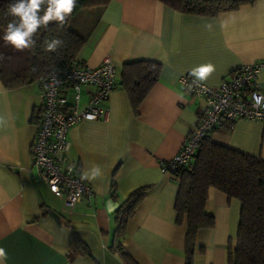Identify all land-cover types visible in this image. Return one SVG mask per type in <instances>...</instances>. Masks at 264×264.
<instances>
[{
    "label": "crops",
    "instance_id": "0c3cea01",
    "mask_svg": "<svg viewBox=\"0 0 264 264\" xmlns=\"http://www.w3.org/2000/svg\"><path fill=\"white\" fill-rule=\"evenodd\" d=\"M211 23L208 31L204 25ZM224 27H221V24ZM68 25L86 37L78 59L90 67L107 56L116 86L105 120L80 121L67 132L66 159L84 179L89 197L73 208L36 178L30 146L37 131L40 87L7 89L0 82V247L5 264H125L118 246L138 264H184L185 224H176L178 179L160 171L190 134L204 103L180 82V75L211 62L215 72L204 82L218 87L242 64L264 62V0H254L214 16L183 13L159 0H110L80 9ZM161 64L157 81L136 107L120 85L125 63ZM264 92V66L257 75ZM87 97L82 92L81 105ZM211 141L264 159V122L226 120L209 132ZM144 189L123 235L116 209ZM205 209L212 228L195 237L194 264H228L226 245L235 237L240 203L210 187ZM72 250H75L73 253Z\"/></svg>",
    "mask_w": 264,
    "mask_h": 264
},
{
    "label": "trees",
    "instance_id": "16d2710c",
    "mask_svg": "<svg viewBox=\"0 0 264 264\" xmlns=\"http://www.w3.org/2000/svg\"><path fill=\"white\" fill-rule=\"evenodd\" d=\"M110 0H76V6L64 26L52 23L41 29L33 49L16 51L6 46L2 37L9 21L7 14L12 0H0V82L12 89L36 83L40 91L45 87L53 69L64 70L78 59L86 37L68 25L69 19L80 9L105 6ZM183 13L214 16L236 9L254 0H159ZM64 41L56 52L44 50L45 39ZM161 64L156 61L136 60L125 63L120 85L136 107L157 81ZM37 118V117H36ZM227 126L232 121H226ZM207 134L199 143L192 160L177 174L178 191L174 201L176 224H185L184 264H194L195 237L200 229L212 228L214 216L205 209L208 189L213 187L240 203L239 224L235 237L226 245L228 264H264V159L213 142ZM144 189L134 191L116 209L118 236L123 235L127 220L132 216ZM118 251L125 264H138L121 246ZM74 253L75 250H72Z\"/></svg>",
    "mask_w": 264,
    "mask_h": 264
},
{
    "label": "built area",
    "instance_id": "2783aa9c",
    "mask_svg": "<svg viewBox=\"0 0 264 264\" xmlns=\"http://www.w3.org/2000/svg\"><path fill=\"white\" fill-rule=\"evenodd\" d=\"M264 62L242 64L218 87L202 83L189 90L193 78L180 75V82L204 103L201 116L172 157L159 162L164 174H177L185 167L202 139L223 120L238 118L264 122V106L254 107L253 95L264 97L257 75ZM116 68L109 57L96 67L80 60L64 70L53 69L40 92L37 131L30 146L31 166L36 178L56 197L62 198L67 208L92 194L91 186L82 179L75 162L67 160L69 150L67 132L76 123L86 120H105L108 101L116 86ZM86 101L81 105L82 92ZM264 104V101H262Z\"/></svg>",
    "mask_w": 264,
    "mask_h": 264
},
{
    "label": "clouds",
    "instance_id": "9594fccd",
    "mask_svg": "<svg viewBox=\"0 0 264 264\" xmlns=\"http://www.w3.org/2000/svg\"><path fill=\"white\" fill-rule=\"evenodd\" d=\"M76 6V0H12L7 9V14L14 19L9 21L2 37L6 46L12 47L16 51L33 49L36 46V37L41 29L47 30L52 23L58 27H63L68 17L72 14ZM225 25L222 23L221 27ZM204 27L211 31L213 24H205ZM64 41L58 38L51 40L45 39L44 50L47 52H56L62 47ZM4 56L0 55V60ZM215 65L211 62L200 64L191 68L189 75L193 78L189 90L196 87H202V82L206 81L214 72ZM254 107H262L264 97L253 95ZM4 120L0 118V126H3ZM100 175L99 167L91 170V173H85L82 179H95ZM8 259L7 252L0 247V264H5Z\"/></svg>",
    "mask_w": 264,
    "mask_h": 264
}]
</instances>
